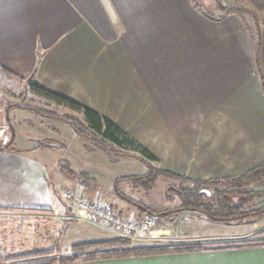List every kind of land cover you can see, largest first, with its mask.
<instances>
[{"label": "crops", "instance_id": "0c3cea01", "mask_svg": "<svg viewBox=\"0 0 264 264\" xmlns=\"http://www.w3.org/2000/svg\"><path fill=\"white\" fill-rule=\"evenodd\" d=\"M221 5L260 16L264 84V0ZM214 10L202 14L192 0H0V68L109 120L161 171L235 178L264 161V95L243 21L213 20ZM53 171L51 185L42 162L0 151V212H70L65 177ZM55 230L37 235L41 250L61 246ZM78 240L69 246L87 243ZM80 264H264V248Z\"/></svg>", "mask_w": 264, "mask_h": 264}, {"label": "rangeland", "instance_id": "374dc122", "mask_svg": "<svg viewBox=\"0 0 264 264\" xmlns=\"http://www.w3.org/2000/svg\"><path fill=\"white\" fill-rule=\"evenodd\" d=\"M219 1L222 3V0ZM196 2L204 5L205 11L215 12L211 0H196ZM245 20L249 22L247 17ZM10 104L19 106L28 104L42 110L53 111L62 119L80 118L73 112L49 105L33 97L25 90L24 84L9 79L0 73V147L13 140L12 148L15 151L42 162L48 174L47 180L51 185L55 183V172L53 171L55 167L60 173L62 168L63 173L61 174L64 175L65 180H70L65 174L72 172L89 174L88 176L92 178L88 183L90 189H83V186L81 187L76 180L71 183L62 180V183L58 185L60 194L64 196L68 192L80 193L89 202L98 206L110 207L115 213L124 216L126 219H136L139 216L136 207L118 199L111 191L116 180L140 176L146 172V168L137 159L132 157L109 158L102 151L94 149L93 145L86 142L62 121L45 118L26 109L8 107ZM168 186L169 183L166 180L159 179L154 187L147 191L136 189L126 182H121L118 188L124 196L133 202L162 212L179 205L178 199L174 196H168ZM64 201L66 202V200ZM255 201L258 208L264 207V195L260 200ZM66 204V209H70L68 208L69 202ZM114 205L122 208L124 214L113 208ZM44 215L47 217H40ZM65 215L67 213L54 215L52 212H0V254L7 252L15 255L33 250L44 251L41 250L43 247L38 246L40 245L39 233L45 231L46 234L50 235L51 240L53 239L51 234L53 235L55 232L50 233V231L55 229L60 231L54 238H58L61 246L55 245L46 250H58L61 256H68L73 253L71 248L74 245L71 247L69 245L70 242H74V239L87 243L109 242L118 239L114 234L98 229L101 233L96 228L84 223L64 220ZM155 222L157 229H163L168 233L167 236L162 237L164 240L131 245L135 247H157L171 244L240 241L252 239L260 231H264V217L253 219L251 222L241 225L212 224L196 213L183 212L177 214L172 220L158 218V220L155 219ZM67 228L72 230L62 239ZM97 239L100 241H95Z\"/></svg>", "mask_w": 264, "mask_h": 264}, {"label": "trees", "instance_id": "16d2710c", "mask_svg": "<svg viewBox=\"0 0 264 264\" xmlns=\"http://www.w3.org/2000/svg\"><path fill=\"white\" fill-rule=\"evenodd\" d=\"M194 7L202 14L212 15L205 11V7L192 0ZM214 8L220 12L217 18L235 14L243 21L250 35L253 45L255 62V74L260 80L262 93L264 95L263 74L260 67L261 51V18L251 8L241 7L239 9L225 8L219 0H211ZM249 19V22L245 20ZM0 73L9 79L24 84L25 90L33 97L46 102L49 105L68 110L80 116L69 120L59 118L53 111H47L28 104L9 105L40 114L45 118L60 120L71 127L81 138L94 146V149L102 151L109 158L132 157L137 159L145 168L146 172L140 176H130L118 179L111 189L118 199L137 208L138 218L149 216L153 219L166 218L172 220L177 214L183 212L196 213L212 224H247L253 219L264 217V207L258 208L255 200H260L264 193L259 189L264 181V161L255 168L235 178L214 179L208 181H192L176 174L161 171L154 164L157 162L148 151L132 140L127 134L116 127L109 120L98 116L89 109L76 104L63 97L55 95L42 89L34 77L27 81L17 80L5 70L0 68ZM13 145V140L0 147V151H8ZM130 150V151H129ZM111 160V159H110ZM61 173L63 170L61 168ZM69 179L76 180L81 186L90 187L88 183L91 177L84 173L65 174ZM159 179L169 183L168 196L178 199V207L167 211H157L150 207L137 204L124 196L118 186L126 182L132 187L147 191L154 187ZM170 194V195H169ZM33 213L32 211H28ZM253 248H264V231L258 233L254 238L240 241H217L199 242L192 244L164 245L155 247H135L124 239L110 240L109 242H91L74 245L72 254L61 256L58 250H33L22 254L2 253L0 264H80L107 260L126 258H142L162 255H178L189 253H206L214 251L244 250Z\"/></svg>", "mask_w": 264, "mask_h": 264}, {"label": "built area", "instance_id": "2783aa9c", "mask_svg": "<svg viewBox=\"0 0 264 264\" xmlns=\"http://www.w3.org/2000/svg\"><path fill=\"white\" fill-rule=\"evenodd\" d=\"M65 200L69 202L70 212L63 217L64 220L84 223L93 228L114 234L116 238L129 241L133 245L134 243L164 240L162 237L168 234L165 230L156 228L155 219L152 217L143 216L136 219H126L124 216L115 213L110 207L98 206L89 202L80 193L73 194L68 192L65 194ZM53 213L58 215L56 212Z\"/></svg>", "mask_w": 264, "mask_h": 264}]
</instances>
